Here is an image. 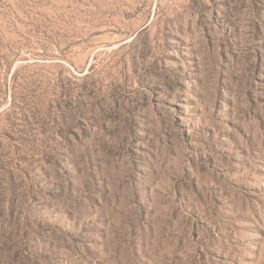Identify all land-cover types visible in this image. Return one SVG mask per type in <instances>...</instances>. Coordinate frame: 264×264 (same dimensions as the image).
<instances>
[{"label":"rangeland","instance_id":"rangeland-1","mask_svg":"<svg viewBox=\"0 0 264 264\" xmlns=\"http://www.w3.org/2000/svg\"><path fill=\"white\" fill-rule=\"evenodd\" d=\"M0 264H264V0H0Z\"/></svg>","mask_w":264,"mask_h":264}]
</instances>
